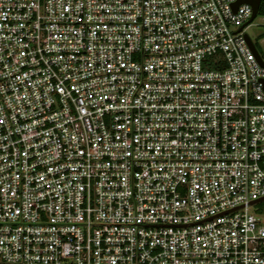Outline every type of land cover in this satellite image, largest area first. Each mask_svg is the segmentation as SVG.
I'll return each instance as SVG.
<instances>
[{"label":"built area","instance_id":"obj_1","mask_svg":"<svg viewBox=\"0 0 264 264\" xmlns=\"http://www.w3.org/2000/svg\"><path fill=\"white\" fill-rule=\"evenodd\" d=\"M235 1L0 0V264H264Z\"/></svg>","mask_w":264,"mask_h":264},{"label":"rangeland","instance_id":"obj_2","mask_svg":"<svg viewBox=\"0 0 264 264\" xmlns=\"http://www.w3.org/2000/svg\"><path fill=\"white\" fill-rule=\"evenodd\" d=\"M262 0L261 2H263ZM260 2V4H261ZM264 14L257 12L251 21V25L245 28V32L249 35L251 41L254 43L258 53L264 58ZM250 212L254 213L253 207H249Z\"/></svg>","mask_w":264,"mask_h":264},{"label":"water","instance_id":"obj_3","mask_svg":"<svg viewBox=\"0 0 264 264\" xmlns=\"http://www.w3.org/2000/svg\"><path fill=\"white\" fill-rule=\"evenodd\" d=\"M262 0H236L233 4H232V7H233V10L236 9V7L241 4V3H247L249 4L251 7H252V15L250 17L249 20H251L252 18H254L257 10H258V7H259V4ZM246 39L249 43V45L251 46V49L252 51L254 52L257 60L260 62L261 65L264 66V62L261 60L260 56L258 55V52L256 51L254 45L250 42V40L248 39V37L246 36Z\"/></svg>","mask_w":264,"mask_h":264},{"label":"trees","instance_id":"obj_4","mask_svg":"<svg viewBox=\"0 0 264 264\" xmlns=\"http://www.w3.org/2000/svg\"><path fill=\"white\" fill-rule=\"evenodd\" d=\"M259 13L264 14V1L261 2V4H260V7H259Z\"/></svg>","mask_w":264,"mask_h":264}]
</instances>
